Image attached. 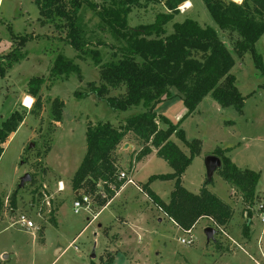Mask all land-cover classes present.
Returning <instances> with one entry per match:
<instances>
[{
    "label": "rangeland",
    "instance_id": "obj_1",
    "mask_svg": "<svg viewBox=\"0 0 264 264\" xmlns=\"http://www.w3.org/2000/svg\"><path fill=\"white\" fill-rule=\"evenodd\" d=\"M89 1L91 6H84L81 15L88 33L97 36H91L90 40L117 45L98 16L109 3ZM189 2L191 6L185 8V3L165 26L167 35L174 33L176 23L193 19L202 27L218 31L220 39L234 53L240 36L220 30L203 0ZM165 13L168 10L162 3L134 8L127 23L132 29L151 25ZM40 18L35 0H0V71L5 70V76L0 74V125L16 110L26 116L4 146L0 158V264H108L110 255L114 256L112 264H264V223L258 210L264 203V74L257 69L252 54L238 56L234 53L232 74L245 97L242 114L232 107L222 108L211 96L189 113L183 96L176 89L171 91L170 99L156 108L157 115L183 131L188 142L199 140L202 143L200 155L183 175V186L188 191L194 194L201 191L207 179L206 158L215 155L217 149L229 150L226 156L238 168L261 175L258 186L261 196L258 195L252 209L249 238L244 235L247 207L241 194L218 170L207 188L234 209V218L227 229H216L208 219H201L192 229L193 243L182 244L181 240H188L190 236L159 211L139 188L153 175L173 172L170 165L156 155L139 162L135 184L127 185L94 219L101 208L93 201L90 210L85 205L75 214L72 180L87 151L89 124L109 122L119 127L129 117L144 113L145 108L138 106L115 112L105 101L89 94L90 84H104L102 68L95 66L90 58L80 57L67 44L65 31L57 28L56 23L43 24ZM27 35L34 38L20 46ZM99 50L104 63L113 59L110 47ZM255 50L264 63V36ZM13 53L18 57L14 63ZM59 55L80 67L81 79L76 73L68 79L51 75ZM35 77L45 80L38 114L31 113V108L24 105L29 82ZM124 93V87L111 89L109 96L121 97ZM85 94L89 95L78 98ZM57 98L64 103L59 124L54 123L52 113V103ZM159 127L167 129L162 120ZM171 141L189 153L176 135ZM125 142L142 148L133 134ZM120 152V162L125 165L122 170L132 177L136 164L123 155L127 154L126 150ZM27 174L32 180L20 188ZM60 183L64 184L62 191ZM151 188L168 203L174 182L156 181ZM21 215L33 222L34 227L22 226ZM208 227L216 230L211 241L205 233ZM93 255L96 258L93 259Z\"/></svg>",
    "mask_w": 264,
    "mask_h": 264
},
{
    "label": "trees",
    "instance_id": "obj_2",
    "mask_svg": "<svg viewBox=\"0 0 264 264\" xmlns=\"http://www.w3.org/2000/svg\"><path fill=\"white\" fill-rule=\"evenodd\" d=\"M103 1L109 4L102 8L98 16L109 28L117 45L102 41L94 43L90 40L91 36H97L88 33L81 15L84 6H91L89 0H35L41 22L56 23L57 28L65 31L67 44L80 57L90 58L95 66L102 68L101 79L104 84H90L89 94L105 101L115 112H124L138 106L145 108L144 113L129 117L119 127H114L109 122L89 124L86 131L87 151L72 180V190L76 198L89 195L101 209L109 205L129 180L119 179L124 171L119 165L117 151L133 134L142 146L132 160L135 164L156 151L157 156L173 169L170 174L151 176L140 187L158 210L184 232L192 230L201 219H208L216 229H227L235 211L208 190L207 187L213 180L206 179L198 194L183 186V175L201 153V141L188 142L183 131H178L177 126L157 115L156 108L170 99L171 91L176 89L183 96L189 113L194 112L206 97L211 96L222 108L232 107L242 114L245 97L238 90L237 79L232 74L235 65L234 53L241 56L250 52L257 69L264 74L262 56L255 50L256 44L264 36V0H243L241 3L232 0H203L220 30L231 31L240 36L234 53L220 39L218 31L208 26L202 27L193 19L176 23L174 33L167 35L165 26L179 13V8L190 0ZM161 3L168 13L161 14L155 23L134 29L128 26L127 19L134 8ZM31 38L29 35L24 37L20 46ZM104 46L113 51V59L107 63L103 62L99 50ZM12 57L15 58L13 63L18 61L14 53ZM73 73L81 79L80 67L59 55L51 75L68 79ZM0 74L5 76V70L0 71ZM44 83L45 80L40 77L29 82L27 96L35 100L31 113L38 114L42 107L40 92ZM122 87L125 88V93L121 97L109 96L111 89ZM89 94L80 95L78 98ZM63 109L64 103L58 98L55 99L52 103L54 123L59 124L62 121ZM25 117L22 111L16 110L0 125V158L4 153V146L18 131ZM159 120L167 125V129L159 127ZM173 135L187 146L188 154L171 141ZM228 151L217 149L215 152L223 164L219 172L241 194L247 207L248 222L244 227V235L249 238V223L253 218L252 209L257 201V187L261 175L252 170L238 168L226 156ZM156 181L174 182L168 203L152 191L151 184ZM111 184L115 185V191L110 189ZM12 202L15 204L14 198ZM113 262L114 256L110 255L107 263Z\"/></svg>",
    "mask_w": 264,
    "mask_h": 264
},
{
    "label": "built area",
    "instance_id": "obj_3",
    "mask_svg": "<svg viewBox=\"0 0 264 264\" xmlns=\"http://www.w3.org/2000/svg\"><path fill=\"white\" fill-rule=\"evenodd\" d=\"M183 6V5H182ZM181 6V7H182ZM180 7V8H181ZM179 8V9H180ZM125 178H128V182L125 186L122 187L121 191L129 184H135L134 181L131 179V177L129 178V176H127V174L125 172H121L120 176H119V179L122 180V179H125ZM64 184L63 183H60L59 184V190L62 191L64 190ZM110 189L112 191H115L116 190V187L115 185H110ZM120 191V192H121ZM118 192V193H120ZM117 193V194H118ZM105 197V195H104ZM93 200H91V197L90 196H81L80 198H76L75 201H74V212L75 214H79L80 210L83 209V207L86 205L87 208H89V210L91 209V202ZM258 210L260 212V219H261V222L264 223V203L263 204H260L258 206ZM19 222L22 224V226L28 228V229H31L34 227V224L33 222H31L30 220H28V218L25 216V215H21L19 217ZM190 237L188 240H185V239H182L181 240V243L182 244H188V245H191L193 243V236H192V230L190 231H187L186 232Z\"/></svg>",
    "mask_w": 264,
    "mask_h": 264
},
{
    "label": "water",
    "instance_id": "obj_4",
    "mask_svg": "<svg viewBox=\"0 0 264 264\" xmlns=\"http://www.w3.org/2000/svg\"><path fill=\"white\" fill-rule=\"evenodd\" d=\"M34 145L32 144L31 145V148L33 147ZM205 164H206V169H207V180L208 181H212L213 178H214V175L215 173L222 169V160L221 158H219L218 156L216 155H212V156H209L206 158V161H205ZM32 180V177L27 174L21 181V185H20V188H23L27 182H30ZM206 233V236H207V240L208 241H211L213 240L214 238V235L216 234V230L215 228H212V227H208L205 231ZM92 258H96V255H93Z\"/></svg>",
    "mask_w": 264,
    "mask_h": 264
},
{
    "label": "crops",
    "instance_id": "obj_5",
    "mask_svg": "<svg viewBox=\"0 0 264 264\" xmlns=\"http://www.w3.org/2000/svg\"><path fill=\"white\" fill-rule=\"evenodd\" d=\"M120 148H121V147H120ZM120 148H119V149H120ZM119 149H118V151H117V155H118V157L120 156V153H122V152H120L121 150H123V152H125V150H126V153H127V154L124 153L123 155H126V158L129 157L130 160H131V159L134 160V157H135L136 153H137L138 151H140V149H138V147H137L135 144H129V143H126V142H125V144L123 145V148H122L121 150H119ZM150 155H156V156H157V152L154 151V152H153L152 154H150ZM157 157H158V156H157ZM138 164H139V163H136V168L134 169L135 171L133 172L132 177H131L132 180H134V176H135V174H136V170H137V165H138ZM119 165L121 166V168H122L123 166H125V165H123V164L120 162V157H119ZM149 178H150V177H149ZM152 184H153V183H152ZM152 184H151V185H152ZM258 186H259V185H258ZM126 187H127V186H126ZM126 187H125V188H126ZM125 188H124V189H125ZM139 188H140V187H139ZM124 189H123V190H124ZM151 189H152V188H151ZM123 190H122V191H123ZM122 191H121V192H122ZM121 192H120V193H121ZM120 193H118L117 196H116L111 202H113V201L118 197V195H119ZM260 193H261V192L259 191V189H258V187H257V196H258V195L261 196ZM213 194H214V193H213ZM216 196H217V195H216ZM221 200H222V199H221ZM222 201H223V200H222ZM111 202H110V203H111ZM110 203H109V204H110ZM228 205H229V204H228ZM107 206H108V205H107ZM107 206H106V207H107ZM104 208H105V207H104ZM104 208H102L100 211H97V213H96V215L93 217V219H94V218H95V217H96V216H97V215H98V214H99ZM169 220H170V219H169ZM91 222H92V220L90 221V223H91ZM90 223H89V224H90ZM100 227H101V226H100Z\"/></svg>",
    "mask_w": 264,
    "mask_h": 264
},
{
    "label": "bare ground",
    "instance_id": "obj_6",
    "mask_svg": "<svg viewBox=\"0 0 264 264\" xmlns=\"http://www.w3.org/2000/svg\"><path fill=\"white\" fill-rule=\"evenodd\" d=\"M234 1H237V0H234ZM190 6H191L190 2H187L185 8H188V7H190ZM33 104H34V100H33V98L30 97V96H27V97L25 98L24 105H25L27 108H32Z\"/></svg>",
    "mask_w": 264,
    "mask_h": 264
}]
</instances>
